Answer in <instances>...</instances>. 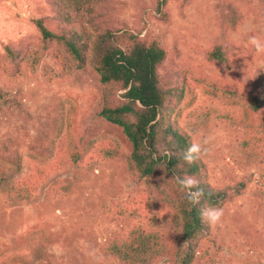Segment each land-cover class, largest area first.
Returning <instances> with one entry per match:
<instances>
[{
  "label": "rangeland",
  "instance_id": "374dc122",
  "mask_svg": "<svg viewBox=\"0 0 264 264\" xmlns=\"http://www.w3.org/2000/svg\"><path fill=\"white\" fill-rule=\"evenodd\" d=\"M51 1L0 0V86L8 101L0 112V264H175L169 210L146 208L141 214L129 208L131 200L149 189L132 175L120 154L119 144L126 141L122 130L99 115L104 86L98 72L91 64L57 68L51 50L43 51L36 43L31 18L50 25L64 12L55 11ZM229 3L243 20L236 30L228 29L232 66L224 69L205 53L220 41L223 15L229 12L222 8ZM113 4L111 23L105 28L119 35V30H129L143 40L152 37L165 52L157 67L159 87L176 91L186 87L187 92L175 99L182 112L180 122L192 141L213 138L210 154L202 157L212 184L218 188L246 184V190L223 208L221 223L202 241L194 264H264V93L229 100L217 95L222 86L230 87L238 76L264 65V56L247 44L251 35L264 40L263 0H113ZM101 33L99 39L107 37L102 29ZM7 45L23 47L22 56L26 46L31 48L26 67L17 76L4 73ZM255 98L259 101L254 103ZM72 108L73 129L93 142L87 152L83 150L82 164L68 161L39 190L17 193L18 182L34 171L37 156L42 155L36 144L53 132L52 126L59 128L64 122L66 131ZM148 196L160 203L153 193ZM148 235L157 244L149 253V242L143 239Z\"/></svg>",
  "mask_w": 264,
  "mask_h": 264
},
{
  "label": "trees",
  "instance_id": "16d2710c",
  "mask_svg": "<svg viewBox=\"0 0 264 264\" xmlns=\"http://www.w3.org/2000/svg\"><path fill=\"white\" fill-rule=\"evenodd\" d=\"M51 5L55 11L64 12L59 14L60 21L50 23L56 28L46 25L43 20L31 18L30 23L37 31V45L43 51L51 50L53 59L56 57L57 68L66 66L81 69L88 64L94 66L104 86L99 115L122 130L126 141L119 144L120 154L124 155L132 175L144 181L149 193H153L160 202L154 203V199L145 192L131 200L129 208L141 214L146 208L150 212L155 208L160 211L163 206V209L169 210L167 224L170 222L176 239L173 255L175 264H194L202 241L212 232V227L202 223L198 208L204 202L222 208L232 204L246 190L245 182L218 188L212 184L208 164L203 158L191 165L183 160V153L192 142V135L181 125L182 112L177 108L175 99L178 100L187 89L183 87L176 91L174 88L167 87L168 90H164L159 87L157 67L163 63L165 52L152 37L143 40L129 30H119V35L105 28L104 24L111 23L109 9L114 8L113 0H54ZM225 10L229 12L223 15L220 41L205 55L217 66L229 69L232 66L230 50H233V46L226 39L228 29L236 30L243 18L233 3L222 8V12ZM77 23H80L79 27ZM59 24L68 28L69 33H62ZM101 29L107 37L99 39ZM26 47L31 52L30 46ZM5 50V75H19L26 67L23 63L28 50L23 56V47L14 49L7 45ZM101 57L103 60L99 65ZM228 86H222L217 92L224 100L240 95L250 98L263 94L264 65L255 68L249 75L238 76ZM121 90L124 92L117 96ZM6 97L0 86V112L8 103ZM257 101L259 98L253 100L254 103ZM75 113L76 108H72L68 119L70 125L66 131L63 132L64 122L59 128L52 126L50 130L53 132L36 144L42 155L37 156L38 163L32 167L34 171L18 182L17 193L39 190L50 181L54 170H59L68 161L82 164L83 150L87 152L93 142L85 140V133L77 134L73 129ZM55 130L57 132L53 134ZM19 156L17 165L20 163ZM174 172L180 176H195L200 181L199 186L204 190L201 205L193 207L189 204L179 185L172 179ZM145 237L143 239L149 242L146 249L149 253L157 244L151 235Z\"/></svg>",
  "mask_w": 264,
  "mask_h": 264
},
{
  "label": "clouds",
  "instance_id": "9594fccd",
  "mask_svg": "<svg viewBox=\"0 0 264 264\" xmlns=\"http://www.w3.org/2000/svg\"><path fill=\"white\" fill-rule=\"evenodd\" d=\"M247 44L251 45L257 55L264 56V40L258 38L255 35L247 37ZM212 137H205L202 143L195 141L190 142L188 148L183 153V160L191 165L200 160L203 156L210 154L211 149L208 145L212 141ZM179 185L180 191L185 194L186 200L190 205L196 207L201 205V199L204 196V190L201 188L200 181L192 175H176L174 172L173 178ZM198 212L202 223L209 227L217 226L221 223L224 216V210L222 207L210 205L204 202L199 208Z\"/></svg>",
  "mask_w": 264,
  "mask_h": 264
}]
</instances>
